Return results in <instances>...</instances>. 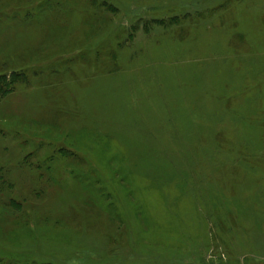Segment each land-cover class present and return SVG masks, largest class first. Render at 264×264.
Wrapping results in <instances>:
<instances>
[{
    "label": "rangeland",
    "instance_id": "374dc122",
    "mask_svg": "<svg viewBox=\"0 0 264 264\" xmlns=\"http://www.w3.org/2000/svg\"><path fill=\"white\" fill-rule=\"evenodd\" d=\"M0 264H264V0H0Z\"/></svg>",
    "mask_w": 264,
    "mask_h": 264
},
{
    "label": "trees",
    "instance_id": "16d2710c",
    "mask_svg": "<svg viewBox=\"0 0 264 264\" xmlns=\"http://www.w3.org/2000/svg\"><path fill=\"white\" fill-rule=\"evenodd\" d=\"M6 92H7V90H6Z\"/></svg>",
    "mask_w": 264,
    "mask_h": 264
}]
</instances>
